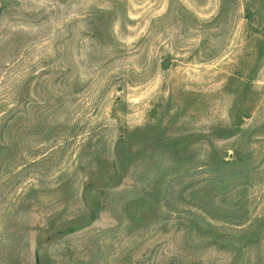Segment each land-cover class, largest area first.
<instances>
[{"label": "rangeland", "instance_id": "1", "mask_svg": "<svg viewBox=\"0 0 264 264\" xmlns=\"http://www.w3.org/2000/svg\"><path fill=\"white\" fill-rule=\"evenodd\" d=\"M0 264H264V0H0Z\"/></svg>", "mask_w": 264, "mask_h": 264}]
</instances>
